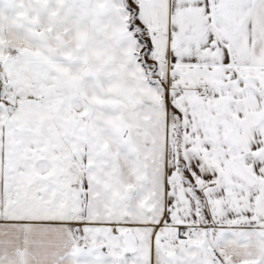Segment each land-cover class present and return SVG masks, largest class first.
<instances>
[{"label": "snow or ice", "instance_id": "1", "mask_svg": "<svg viewBox=\"0 0 264 264\" xmlns=\"http://www.w3.org/2000/svg\"><path fill=\"white\" fill-rule=\"evenodd\" d=\"M0 264H264V0H0Z\"/></svg>", "mask_w": 264, "mask_h": 264}]
</instances>
